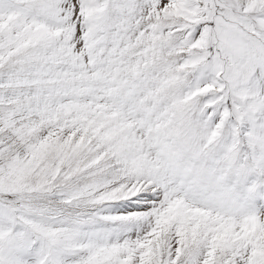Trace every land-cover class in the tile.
<instances>
[{"label": "snow or ice", "instance_id": "1", "mask_svg": "<svg viewBox=\"0 0 264 264\" xmlns=\"http://www.w3.org/2000/svg\"><path fill=\"white\" fill-rule=\"evenodd\" d=\"M0 264H264V0H0Z\"/></svg>", "mask_w": 264, "mask_h": 264}]
</instances>
